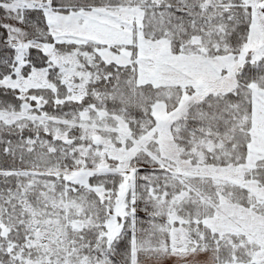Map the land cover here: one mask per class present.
Wrapping results in <instances>:
<instances>
[{
	"label": "snow or ice",
	"instance_id": "6c2138e0",
	"mask_svg": "<svg viewBox=\"0 0 264 264\" xmlns=\"http://www.w3.org/2000/svg\"><path fill=\"white\" fill-rule=\"evenodd\" d=\"M0 264H264V0H0Z\"/></svg>",
	"mask_w": 264,
	"mask_h": 264
}]
</instances>
